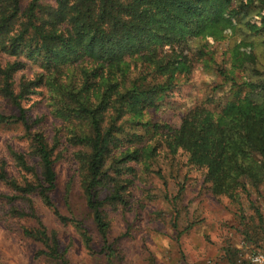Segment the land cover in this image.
I'll return each instance as SVG.
<instances>
[{"label": "trees", "instance_id": "obj_1", "mask_svg": "<svg viewBox=\"0 0 264 264\" xmlns=\"http://www.w3.org/2000/svg\"><path fill=\"white\" fill-rule=\"evenodd\" d=\"M253 11L246 26L263 34L264 0H0V97L17 110L16 116L0 113V125L21 124L28 143L25 153L11 152L22 181L0 164V184L13 193L2 198L0 220H34L24 235L41 243L48 259L69 264L34 203L39 197L60 222L69 221L51 197L57 151L69 146L76 149L88 208L106 240L107 210L132 206L135 165L146 167L158 146L138 133L158 129L145 122L147 112L158 110L178 77L190 75L207 55L192 42L227 39L239 18ZM255 49L254 43L237 44L234 68L257 67ZM28 66L36 73L18 79ZM222 75L232 97L196 105L178 129L167 128L165 144L206 170L214 197L233 200L240 191L264 186V104L253 100L264 92V80L238 85L234 70ZM35 95L60 123L52 143L34 130L40 120L32 122L24 108ZM83 237L89 248L86 232Z\"/></svg>", "mask_w": 264, "mask_h": 264}, {"label": "rangeland", "instance_id": "obj_2", "mask_svg": "<svg viewBox=\"0 0 264 264\" xmlns=\"http://www.w3.org/2000/svg\"><path fill=\"white\" fill-rule=\"evenodd\" d=\"M256 12L241 16L233 35L221 42H192L196 50L206 48L207 55L195 63L190 75L178 77V85L158 110L147 112L145 122L158 129L146 133L139 128L138 133L147 136V144L158 146L147 157L146 167L135 165L138 179L131 189L132 206L107 210L110 228L106 240L88 208L73 156L76 149H58L61 157L55 164L57 183L51 197L69 221L60 222L39 197L34 203L69 264H264V186L240 191L233 200L214 197L205 182L206 170L190 164L182 150L172 154L165 144L167 128L178 129L185 114L196 105L232 97L228 95L231 83L225 81L223 71L230 75L234 70L238 85L264 80V33L253 34L246 26ZM242 42L255 44L257 67L234 68L231 51ZM37 69L28 66L17 78L32 77ZM253 100L264 104V92ZM23 105L32 122L40 120L34 130L44 132L52 143L60 123L51 115L47 101L35 95ZM0 113L16 116L17 110L0 97ZM27 146L21 124L0 125V164H6L10 178L22 181L11 152L25 153ZM9 195H13L11 190L0 184V212L2 198ZM34 226L31 219L0 220V264H57L42 254L41 243L24 235V228ZM85 232L90 238L89 248Z\"/></svg>", "mask_w": 264, "mask_h": 264}]
</instances>
